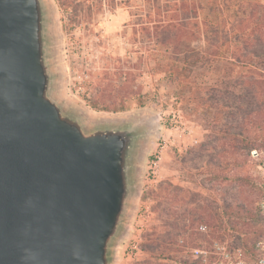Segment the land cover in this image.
<instances>
[{
    "label": "water",
    "instance_id": "1",
    "mask_svg": "<svg viewBox=\"0 0 264 264\" xmlns=\"http://www.w3.org/2000/svg\"><path fill=\"white\" fill-rule=\"evenodd\" d=\"M49 0H0V264H116L159 125L61 92Z\"/></svg>",
    "mask_w": 264,
    "mask_h": 264
},
{
    "label": "rangeland",
    "instance_id": "2",
    "mask_svg": "<svg viewBox=\"0 0 264 264\" xmlns=\"http://www.w3.org/2000/svg\"><path fill=\"white\" fill-rule=\"evenodd\" d=\"M49 3L64 98L92 118L145 117L159 125L142 165L139 194L116 264L182 261L186 256L177 244L179 238H185L189 246L210 243L196 233L199 224L211 229V238L228 246L233 244L232 238L222 235L217 228L229 220L226 215L219 216L220 210L224 204L233 203L238 185L240 198L252 201L251 207L264 218L258 208L264 196V169L260 160L251 156L238 159L221 156V145L215 152L205 151L214 147V141L213 135L204 129L203 104L211 106L206 98L212 92L207 88L213 86L220 67L198 64L179 80L169 78L167 67L162 65L174 61L166 59L163 53L157 55L146 36L151 32L154 14L145 0H49ZM233 3L234 0L229 1L231 13ZM164 4L165 0H160L159 6ZM201 14L212 17L208 6ZM143 28L147 30L144 32ZM192 47L203 45L194 43ZM124 79L127 81L120 85ZM111 82L119 87H111ZM157 143L165 144L166 150L164 171L154 184L148 180L147 162ZM254 150L264 157V147ZM217 163L223 167L218 169ZM242 179L249 180L248 185L239 181ZM158 237L162 240L154 243ZM129 241L138 242L141 253L127 261L122 258V251Z\"/></svg>",
    "mask_w": 264,
    "mask_h": 264
},
{
    "label": "trees",
    "instance_id": "3",
    "mask_svg": "<svg viewBox=\"0 0 264 264\" xmlns=\"http://www.w3.org/2000/svg\"><path fill=\"white\" fill-rule=\"evenodd\" d=\"M229 1L165 0L159 6L160 0H145L154 14L151 32L146 36L154 44L157 55L163 53L166 59H173V63L162 65L167 67L169 78L179 80L198 64L220 67L213 86L207 88L212 92L206 98L211 106L203 104L204 129L213 135L214 141V147L205 151L215 152L221 145V156L251 158L252 150L264 147V0H234L232 13ZM206 6L212 11V17L202 16ZM194 43H201L203 47L193 48ZM109 85L119 87L112 82ZM192 89L188 88L189 93ZM217 166L223 167L219 163ZM239 181L249 183V180ZM238 190L239 185L234 204H224L220 210L219 216L226 215L229 220L221 222L217 229L232 238L230 247H241L252 255L254 240L264 237V218L251 207L252 201L240 198ZM209 232L212 233L210 228ZM161 240L158 237L153 242ZM188 261L186 256L181 262L189 264Z\"/></svg>",
    "mask_w": 264,
    "mask_h": 264
},
{
    "label": "built area",
    "instance_id": "4",
    "mask_svg": "<svg viewBox=\"0 0 264 264\" xmlns=\"http://www.w3.org/2000/svg\"><path fill=\"white\" fill-rule=\"evenodd\" d=\"M164 147L165 144L157 143L147 162L148 180L154 184L157 183L160 175ZM250 156L254 160H260L261 166L264 169V157H261L257 150H252ZM258 208L264 216V196L260 199ZM196 233L204 237L203 241L207 239L210 243L189 246L185 238L181 237L177 240L178 246L184 249V255L189 258V264H264V237L254 240L252 244L253 254L250 255L241 247L230 249V246L227 244L211 238L209 228L205 224H199L196 228ZM127 244V246H123L122 258H126L127 261L136 259L138 254L141 253V247L138 245V242L129 241ZM164 264L183 263L180 260L172 259Z\"/></svg>",
    "mask_w": 264,
    "mask_h": 264
},
{
    "label": "crops",
    "instance_id": "5",
    "mask_svg": "<svg viewBox=\"0 0 264 264\" xmlns=\"http://www.w3.org/2000/svg\"><path fill=\"white\" fill-rule=\"evenodd\" d=\"M157 145V144H156ZM156 147V146H155ZM155 147L153 148V151L155 149ZM165 150H166V145L164 147V152H163V160H162V163H161V171H160V175H159V179L160 177L162 176V173H163V167H164V162H165ZM153 152L151 151L149 154H148V157H150L149 155H151Z\"/></svg>",
    "mask_w": 264,
    "mask_h": 264
}]
</instances>
